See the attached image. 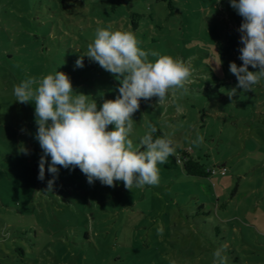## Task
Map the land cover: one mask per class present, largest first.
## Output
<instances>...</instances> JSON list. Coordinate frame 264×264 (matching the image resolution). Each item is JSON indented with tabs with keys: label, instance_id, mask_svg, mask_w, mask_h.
<instances>
[{
	"label": "rangeland",
	"instance_id": "obj_1",
	"mask_svg": "<svg viewBox=\"0 0 264 264\" xmlns=\"http://www.w3.org/2000/svg\"><path fill=\"white\" fill-rule=\"evenodd\" d=\"M109 2L120 7L111 26L124 28L120 22L140 14L138 47L190 68L184 89H170L163 103L141 99L129 137L135 144L155 125L173 140L175 154L157 165V186L89 184L78 167L58 166L47 190L53 177L46 163L45 178L38 179L43 151L35 139V105L15 101L13 85L63 71L99 108L118 95L119 81L91 67L98 63L87 56L82 68L75 66L91 42H81L77 52L56 40L44 48L42 29L30 25L38 5L5 4L13 11H0V264H213L221 246L228 264H264V80L230 96L238 81L229 63L242 64L243 18L229 0ZM180 148L200 157L212 175L187 174Z\"/></svg>",
	"mask_w": 264,
	"mask_h": 264
},
{
	"label": "clouds",
	"instance_id": "obj_2",
	"mask_svg": "<svg viewBox=\"0 0 264 264\" xmlns=\"http://www.w3.org/2000/svg\"><path fill=\"white\" fill-rule=\"evenodd\" d=\"M230 6L243 19L240 35L239 59L229 63V71L237 78V89L252 91L264 80V0H229ZM98 63L119 81L115 99H105L99 106L89 94L73 88L69 75L54 70L40 78L28 77L13 85L15 101L35 105V139L43 151L39 159L38 179L45 178V165L52 174L47 190L52 191L59 167H78L89 184L115 187L123 182L126 189L133 185L159 184L158 164H166L175 154L173 141L167 134L156 135L159 129L152 124L134 144L129 138L133 131V115L140 109L141 99L157 98L163 103L170 89H184L191 77L190 68L178 58L138 47L135 35L129 31L97 27L94 39L84 55L75 61L83 67L84 57ZM149 56L156 59L151 60ZM221 63L219 58V64ZM249 66L252 69L250 70ZM113 126V127H109ZM197 136L194 143H202ZM27 154L26 150L21 149ZM51 157L48 163L46 158ZM162 229L159 232L162 234ZM225 246L213 253V264H228ZM175 264V262H173Z\"/></svg>",
	"mask_w": 264,
	"mask_h": 264
},
{
	"label": "trees",
	"instance_id": "obj_3",
	"mask_svg": "<svg viewBox=\"0 0 264 264\" xmlns=\"http://www.w3.org/2000/svg\"><path fill=\"white\" fill-rule=\"evenodd\" d=\"M16 1L17 0L1 1V4H4L2 5L3 11L0 8L1 13L3 12L4 15H7L9 12L13 11L7 10L5 4L13 5V8H15ZM92 1L95 2V4H92V7H90ZM103 1L106 0H28L31 4L39 6L36 8L41 9V11L38 12L39 16H35L34 18L35 22L30 23V25L42 29L43 40L40 42L41 45L43 44L44 48H47L50 43L56 40L58 46L64 44L66 48L77 52L76 48L80 47L79 45L81 42H92L97 27L106 28L111 25L109 23L110 21L116 19V17H114L115 15L112 16V13L117 12V8L119 9L120 7L109 2L110 0L106 2ZM31 7L32 5L26 10L30 11ZM81 7L87 8L79 10ZM32 16L34 15L28 14V17L32 18ZM140 19V14L132 12L129 19L127 18L124 22H120L123 23L124 28H122V24H120L118 28L112 26V29L132 32L139 42V30L143 31V29H140ZM53 33L55 34L54 38L52 36ZM38 35L39 34H35V38H37ZM72 43L78 44H76L77 46H73ZM90 66L96 67L99 65L93 63ZM109 75L111 74L109 73ZM112 77L114 76L111 75V78ZM187 89L190 88H185V90ZM161 133L167 134L162 129H159L156 135H160ZM178 151L180 156L179 159L183 163L184 170L187 174L197 177H208L212 175L214 169L207 166L200 157L193 156L188 149L180 148ZM218 231L220 232L219 228ZM17 249H20L22 252L24 251L23 248L20 247Z\"/></svg>",
	"mask_w": 264,
	"mask_h": 264
}]
</instances>
